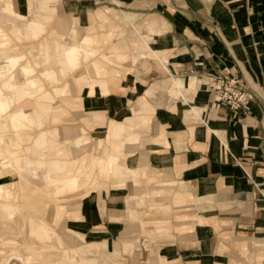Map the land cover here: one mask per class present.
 Returning a JSON list of instances; mask_svg holds the SVG:
<instances>
[{
	"label": "crops",
	"instance_id": "crops-1",
	"mask_svg": "<svg viewBox=\"0 0 264 264\" xmlns=\"http://www.w3.org/2000/svg\"><path fill=\"white\" fill-rule=\"evenodd\" d=\"M15 2L19 11L27 10L26 0ZM58 2L71 20L68 25L58 21V30L67 32L75 20L80 27L95 26L103 41L99 50L113 44L106 57L122 62L123 68L108 93L103 94L110 68L84 82L78 97H69L73 104L68 105V117L79 120L80 127L82 119L87 124L92 119L84 124L85 132L71 134L61 125L66 139L88 136L81 152L91 142L108 143L106 162L121 172L117 186L91 191L67 208L64 230L82 245L77 257L93 255L84 264H264V0ZM119 32L125 39L119 46L131 52L132 41H143L145 56L126 61L114 47ZM97 37L69 46L90 57L93 50L87 45L96 44ZM225 68L253 92L248 112L218 105L206 85ZM75 81L80 84L75 77L70 85ZM0 136L1 142L4 134ZM20 146L15 141L16 151H7L6 163L24 167ZM46 152L49 165L54 158L61 162L56 147ZM62 163L54 176L70 189L80 176ZM4 178L1 174L0 185L11 196L5 201H11ZM52 181L57 189L56 179ZM21 182L32 186L27 200L35 216L24 211L26 195L16 197L5 205L18 208L4 211L18 214L0 220V234L24 236L25 264L26 257L36 264H66L67 255L43 250L42 245L49 236L56 237L52 221L64 213L63 201L53 203L51 191H41L24 177Z\"/></svg>",
	"mask_w": 264,
	"mask_h": 264
},
{
	"label": "rangeland",
	"instance_id": "rangeland-1",
	"mask_svg": "<svg viewBox=\"0 0 264 264\" xmlns=\"http://www.w3.org/2000/svg\"><path fill=\"white\" fill-rule=\"evenodd\" d=\"M15 1L16 0H0V27L5 34H9L12 29L17 30V36L9 35L7 45L9 50L17 51L20 57L18 63L14 66H11L12 62H8L4 56H2L0 60V65H3L5 71L2 73L3 75L0 73V134H4L3 141L0 142V176L2 174L5 178H8H4V180L6 182V187H8V189H10L13 193L11 201H15L16 197H19L22 194L26 195L24 199V207L28 209H22L24 211L27 210L28 213H26V215L28 217L29 215L31 216V214L32 216H35V213L31 210L33 204H28V202H31V199L27 200L28 194H30L31 198L32 186L27 185V187L24 186L23 188H19L20 181L23 177L31 184L42 189L41 191H51L48 195V197L52 199L51 202L57 199L63 201L64 213L62 212V215L56 222L52 221V225L54 226L56 232V237L49 236V238L44 239L45 243H42L44 246L43 250L52 251L54 254L61 252V255H67V258H65L66 264H84V261L88 260L89 257L93 255H86L84 260L77 257L78 254L76 251L82 245H77L75 240H73L74 237L65 232L62 219L69 214V210L67 208L72 206L80 198L87 195L91 191H99L102 188H108V186H117L118 183L116 180L121 172L119 173L112 171L106 162V151H108L106 144L108 143L104 144V146L102 143L100 146L96 144V142L94 143L90 141L91 144H88V146L86 145L87 147H83V150H88L87 152L82 151L80 154L74 155L72 157L67 152L64 154V148L68 143L65 141H59L60 137L54 136V134H58L60 131L64 132L63 126L61 127V125L64 124L71 130V134H74L78 131L85 132L86 127L84 124L87 123L83 119L81 120L83 127H80L79 120L77 121L74 120L73 117H68V105L73 104V101L70 100L69 97H78L81 93V84H84L85 82L86 85V82H88L89 79L96 78V76H93V74L90 72V69L94 67L103 69L110 68L113 71L112 74L106 78L107 91L103 94L108 93L110 90L114 89L115 86H117V83H115V80H118L117 70L121 69L122 71L123 68H119L122 62H116L113 59H107L106 53L111 51L113 44L109 45L106 50L103 48H100L99 50V47L103 41L100 39V37H102L100 36L101 34L99 35L100 37H97L98 34L96 31H98V29L95 28V26L92 29H88V27H80L75 20L71 27V29L73 28L72 35H69V30L71 29H69L67 32H64L63 30L59 31L57 28L58 25L56 26L58 21L65 20L67 25L71 22L70 17L63 14L60 10L58 2L59 0H26L27 10L20 9V11L15 7ZM4 6L8 7V16L3 10ZM37 16H39V18ZM33 18L39 19L42 23L41 32L34 39L30 38V36H26V31H24L28 28V23L26 21ZM94 35L97 37V39H99L97 43L87 45L93 50L92 56L87 57L82 49L80 51L76 50L75 52L78 60L76 61V65L72 68L69 61L67 62L66 59H61V64L63 63V65H66L67 62L68 66L66 65V70L68 71L67 73H64L63 77H60L55 69V57L61 55L63 50L73 47L69 46L71 43L79 46L81 45L83 38L93 37ZM124 40L125 39L122 40L120 38L119 32L118 39L114 43V47L120 53H124L126 55V61L129 58L136 60L139 57L145 56L143 41H132L130 46L132 50L131 52H128L119 46L124 43ZM41 50L44 53L46 52V58L48 59L47 63L51 69L46 68L43 64V61H37V54H39ZM113 63L117 66H112L111 64ZM23 68L28 69V74L20 73L23 71ZM53 70L54 73L52 74L51 71ZM76 74H79L80 76V84L75 81L70 85L69 81L75 80ZM4 82L8 84L7 88L3 86L5 84ZM31 83H33L38 89L37 93H34L35 89H30L29 97L21 100L14 99V92L16 91L15 87H19L21 91V89L32 86L30 85ZM47 91H50L53 94H50L49 98L51 100H49V102L53 100L56 106H60L57 108V110H55V112H62V115H60L62 120L52 117L51 115H54V111L52 110L48 112L46 111L44 113V110L34 109L22 115H15V109L13 107L14 104H11L10 102L12 98L14 99L13 101H15L14 103L20 101V103L47 101L45 97L46 94L48 95ZM65 108L67 110H64ZM91 121L92 119L88 120V124L91 123ZM102 121L103 120L100 119L96 123H101ZM13 122L15 125H13ZM42 135L45 136V141L41 139ZM52 136L55 138H52ZM83 136H85L84 144H86L88 142V136L86 134ZM0 138L2 137L0 136ZM14 140L19 141L21 145L17 151L18 156H20L25 165H28L30 161L35 159L40 160L43 163L45 162L44 168L42 170L36 168V170H34V175L32 174V171H27V166H25L24 171L21 172L18 167H15V162L6 163L9 161V158L7 157V151H16V148H14ZM39 143L44 145V147L39 148L37 146ZM55 147L58 151L56 153L58 157L57 160L61 162H67L70 168L72 167L71 169L73 174L82 177L81 179L80 177L77 178V180H81L85 184H79L78 186L73 188L69 187L70 189H67L63 186V180L58 179L56 175L54 176L55 173H60V170H51L47 159L49 156L46 150L52 152ZM60 151H62V153H60ZM114 151V149H111L109 151L110 155L107 153V155H109L110 161L113 159L112 157L114 155ZM8 155H10V153ZM92 155L94 157L91 159ZM61 156L67 157L62 160L63 158H60ZM4 163H6V165H3ZM19 165L23 167L22 164ZM89 175L91 176L89 180L84 181L83 179H86ZM52 179L54 181L56 179L55 183L57 189L54 187L55 185L51 186L52 183L51 185L49 184V180L53 182ZM44 182L46 184H44ZM11 183L14 184L15 187L12 186ZM10 197V195H3V192L0 190V210L4 212V215L0 217V220H6L7 218L10 219L12 217V219H15L18 214V211H4L6 209H10V207H14L16 209L18 208L13 205H5L6 203L11 202L5 201L10 199ZM36 200L38 201L39 199ZM45 200L48 201V198ZM34 202L35 201H33V203ZM23 210L21 213L24 212ZM19 228L23 229V226H20ZM26 230H29L28 226H26ZM22 237H20V234H7L5 231L1 232L0 264H25L23 262V258L26 251L22 247L24 244L26 246V242L23 241ZM92 245L93 246H91V248L95 250L96 245ZM2 246H6L9 249H6V247L5 249H2ZM88 253H92V251L90 250ZM25 260L26 264L37 263L33 257H26ZM81 261L83 262L81 263Z\"/></svg>",
	"mask_w": 264,
	"mask_h": 264
},
{
	"label": "bare ground",
	"instance_id": "bare-ground-1",
	"mask_svg": "<svg viewBox=\"0 0 264 264\" xmlns=\"http://www.w3.org/2000/svg\"><path fill=\"white\" fill-rule=\"evenodd\" d=\"M15 7H16V4H15ZM28 8H30V7H28ZM3 10L6 12V15L8 16V14H7L8 7L4 6ZM37 17L39 18V16H37ZM26 22L28 23V26H27L28 28L24 30V31H26V33H25L26 36H30V38H32V39L36 38L41 32V28H42L41 21L39 19L33 18V19H29ZM17 33L18 32H17L16 29H12L9 32V34H5L2 31L1 27H0V60H1V57L4 56V58L7 59L8 62H12L11 66H14L15 64H17L19 59H20V57H19V54H18L17 51L9 50V47H8L7 43H8L9 35L17 36ZM75 51H76V47H71V48H69L67 50H63V53L61 55L55 57V69H56V72H58V74L60 75V77L64 76L65 69H66V66L63 65V63L61 64V59H67L70 62V66L72 68L73 66L76 65V61L78 60V57H77ZM37 61L38 62L39 61H43L44 66L46 68H48V69H51L48 66V63H47L48 59L46 58V52L44 53L41 50V52L39 54H37ZM4 72L5 71H4L3 65H0V73L2 74ZM28 72L29 71H28L27 68H23V71L20 72V73L28 74ZM90 72L93 74V76L100 77V76L103 75V72H105V71L103 70V68L94 67V68L90 69ZM51 73L53 74L54 70L51 71ZM76 77L78 78V80L80 82L79 74H76ZM4 83L5 84L3 86L5 88H7L8 84L6 82H4ZM30 85H32V86H29V87H27L25 89H21V91H20L19 87H15L16 91L14 92V94H15L14 99L21 100V99H25V98L29 97L30 96V89H35L34 93H37L38 89L34 86V84L31 83ZM82 86H84V84H81V87ZM45 97H46L47 101H35V102H31V103H20L21 102L20 101V102L14 103L15 101H13L14 99L12 98L10 100V102H11V104H14L13 107L15 109L14 111H15V115L16 116L22 115L24 113H28V112H30V111H32L34 109H37V110H39V109H42V110L47 109V110H49L50 109V110L54 111V115H51L52 117H55L56 119L62 120L61 119L62 117L60 116V115H62V112L61 113L60 112H55V110H57V108H59L60 106H56V104H54L53 100L51 102H49V96L47 94H46ZM64 110H67V109L65 108ZM13 125H15L14 122H13ZM54 136L60 137L59 141H61V142L65 141V142L68 143V144H66L67 147L64 148V151L67 152L69 155H78L81 152L80 146L82 144H84L85 136L80 135V136H77V137H73L72 139H66L65 138L66 134L64 132H62V131H60V133H58V134H54ZM52 138H55V137L52 136ZM41 139L43 141H45V136L42 135ZM50 161H51L50 162L51 170H55V171L61 170V163L62 162H56L55 160H50ZM44 164H45V162L43 163L42 161H39V160H32V161H30L28 163V165L27 164L24 165V167L27 166V171H34V170H36V168L42 170L44 168ZM15 167H18V169H20L21 172L24 171V167L20 166L17 163H16ZM25 171H26V169H25ZM45 177H46V175H45ZM86 179L89 180V176H87ZM22 184L23 183L20 181L19 188L20 187L23 188L24 186L27 187L26 183L24 185H22ZM79 184L82 185V184H85V183H83V181H81V180L80 181L79 180H74L68 187H72L73 188L75 186H78ZM0 190L3 192V188L1 187V185H0ZM10 209H13V207H10ZM3 215H4V212L2 210H0V217H2Z\"/></svg>",
	"mask_w": 264,
	"mask_h": 264
},
{
	"label": "built area",
	"instance_id": "built-area-1",
	"mask_svg": "<svg viewBox=\"0 0 264 264\" xmlns=\"http://www.w3.org/2000/svg\"><path fill=\"white\" fill-rule=\"evenodd\" d=\"M210 92L216 97L218 105L230 110L248 112L254 94L240 76L230 69L211 75L206 81Z\"/></svg>",
	"mask_w": 264,
	"mask_h": 264
}]
</instances>
